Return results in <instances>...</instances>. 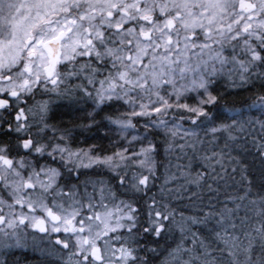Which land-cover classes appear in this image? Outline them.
Listing matches in <instances>:
<instances>
[{
    "label": "snow or ice",
    "instance_id": "snow-or-ice-1",
    "mask_svg": "<svg viewBox=\"0 0 264 264\" xmlns=\"http://www.w3.org/2000/svg\"><path fill=\"white\" fill-rule=\"evenodd\" d=\"M264 264V0H0V264Z\"/></svg>",
    "mask_w": 264,
    "mask_h": 264
},
{
    "label": "trees",
    "instance_id": "trees-1",
    "mask_svg": "<svg viewBox=\"0 0 264 264\" xmlns=\"http://www.w3.org/2000/svg\"><path fill=\"white\" fill-rule=\"evenodd\" d=\"M23 252V250H22ZM20 264H40L43 259L40 254L34 253L32 251L23 252V254L18 253Z\"/></svg>",
    "mask_w": 264,
    "mask_h": 264
}]
</instances>
